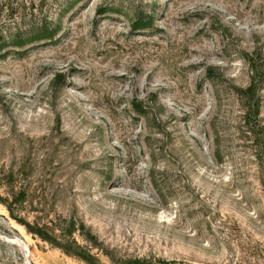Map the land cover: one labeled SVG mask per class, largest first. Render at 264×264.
I'll return each instance as SVG.
<instances>
[{"label": "rangeland", "instance_id": "374dc122", "mask_svg": "<svg viewBox=\"0 0 264 264\" xmlns=\"http://www.w3.org/2000/svg\"><path fill=\"white\" fill-rule=\"evenodd\" d=\"M1 39L0 264H87L23 223L264 264V0H0Z\"/></svg>", "mask_w": 264, "mask_h": 264}, {"label": "trees", "instance_id": "16d2710c", "mask_svg": "<svg viewBox=\"0 0 264 264\" xmlns=\"http://www.w3.org/2000/svg\"><path fill=\"white\" fill-rule=\"evenodd\" d=\"M134 26H136L134 24ZM49 34L46 33L44 30H42L37 36L39 37H47ZM6 41L4 39H1L0 41V47L5 44ZM14 44H20V42H14ZM10 206V207H9ZM7 209L11 212L12 205H6ZM26 230L31 232L32 234L38 236L42 240L48 241L54 246L59 247L63 252L73 255L83 261H85L87 264H94L95 255L91 253L89 249H86L79 245L74 239H70L71 229L68 227H60L59 232L60 234L57 235L54 233V230H50L47 226H38V225H31L30 223H23ZM83 226V225H82ZM83 228V227H82ZM83 233V231H81ZM88 236V240L91 242L94 238V235L90 234L89 232L86 233ZM90 236V237H89ZM95 242V241H94ZM93 243V242H92Z\"/></svg>", "mask_w": 264, "mask_h": 264}]
</instances>
